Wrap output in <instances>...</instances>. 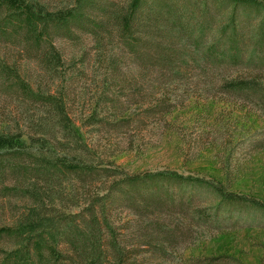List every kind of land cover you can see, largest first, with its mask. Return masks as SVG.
<instances>
[{"label":"rangeland","instance_id":"rangeland-1","mask_svg":"<svg viewBox=\"0 0 264 264\" xmlns=\"http://www.w3.org/2000/svg\"><path fill=\"white\" fill-rule=\"evenodd\" d=\"M215 5L208 4L207 8H211L202 17L206 34L201 40H197L201 37L197 32H192L184 39L185 48L178 50V44L174 45L178 56L183 53L188 63L178 61L187 70L174 77L175 83L171 78L160 80L148 68L150 64H138L134 55L125 54L119 46L114 45L111 54L107 40L102 42L103 49L96 48L95 40L87 34L52 39L61 61L51 78L33 56L10 43H0V57L7 66L0 65L15 68L20 79L27 81L34 91H63L68 116L76 126H81L82 140L93 153L84 161H113L111 168L105 167L123 172H114V179L102 173L83 182L71 175L62 177L63 186L73 188L79 205L73 213L89 205L85 201L89 196L97 193L101 198L105 192L99 188L103 185L107 189L112 181L125 175H156L149 190L157 192V201L164 206L135 215L134 209L125 207L127 202H108L107 220L117 235L123 236V246L129 250L146 248L138 223L147 228L156 220L172 231L173 243L166 244L171 257L155 259L154 255L142 252L132 258L135 264H180L178 260L188 263L189 259L192 264H205L201 259L206 257H222L217 264H260L264 259V210H255L248 202L257 199L264 203V102L258 93L245 97L229 88L230 83L249 82L251 78L264 83V67L255 64L250 68H232L218 63L199 68L192 61L193 54L205 53L212 40L229 36L222 33L229 27L231 7L216 12ZM238 11L245 20L236 29L247 53L255 50V36L264 18L257 14L244 17L241 9ZM199 16H192L191 23ZM111 63L116 71L108 69ZM13 83L0 86V125L25 131V119L36 124L42 101L18 98L9 90ZM179 85L182 87L177 88ZM161 100L170 107L166 114L159 106ZM94 108L100 116L90 125L87 117ZM121 118L123 122L118 124ZM70 141L63 139L71 146L66 152L73 157L77 152ZM35 153L31 161H40V154ZM57 155L65 156L61 152ZM170 174L176 180L165 177ZM26 176L0 182V227L10 226L12 213L30 203L20 188L25 186ZM198 180L215 185L218 180L242 200L238 205H227L216 199L207 185H196ZM17 184L19 191L14 189ZM1 245L9 247L6 242Z\"/></svg>","mask_w":264,"mask_h":264},{"label":"trees","instance_id":"trees-1","mask_svg":"<svg viewBox=\"0 0 264 264\" xmlns=\"http://www.w3.org/2000/svg\"><path fill=\"white\" fill-rule=\"evenodd\" d=\"M212 2L217 4L214 9L216 12L231 7L229 27L222 33H229V36L224 38L221 35L222 38L217 41L212 40L205 53L193 54L192 61L199 68L218 63L232 68H250L255 64L264 67V20L259 34L255 36V50L247 53L243 50L236 29L237 24L245 20L238 14L240 9L244 17L257 14L264 18V0H59V3H55V0H0V43H10L33 56L51 78L61 61L60 52L52 39L87 34L95 40L96 48L103 49V43L107 40L111 54L112 48L119 46L127 52L125 54L134 55L138 64L144 67L152 65L154 68L150 65L148 68L160 80L171 78L175 83L174 77L187 70L178 61L183 60L188 64L183 53L178 56V50L185 48L184 39L192 32L201 36L197 38L198 41L205 36L206 28L201 21L211 8H207L208 4L211 6ZM197 14L200 16L192 24L191 18ZM176 44L178 50L173 49L177 47L174 46ZM163 45L167 47L163 48ZM0 64L6 65L5 59L0 57ZM14 69L0 65V86L5 87L14 81L9 90L16 93L18 98L21 96L42 101V109L37 114L35 125L25 119V131L22 128L13 131L8 124L0 125V182L12 178L20 180L26 174L25 186L20 188L30 201L24 209L12 213L10 226L0 227V264H135L132 258L142 252L154 255L155 259L171 257L172 252L166 249V244L173 243L174 237L168 226L156 220L147 228L143 227L145 224L138 223L137 229L144 232L141 235L146 248L139 246L129 250L123 246V236L117 235L107 220L110 214L108 202H127L125 207L134 209L135 215L164 206L157 201V192L153 190L151 193L149 190L156 176L154 174L125 175L116 182L112 181L107 189L103 185L99 188V191L105 192L101 198L97 193L89 196L85 199L89 205L73 213V208L79 205L75 201L73 188L63 186L62 177L71 175L84 181L85 178L106 173L114 179V172L120 175L123 172L105 167L109 165L111 168L113 161L104 163L101 160L87 164L84 159L93 153L82 140L81 126H76L68 116L63 91L58 90L54 94L49 91L43 93L41 88L34 91ZM108 69L116 71L113 63ZM250 80L235 81L230 83L229 88L245 97L258 93L262 96L261 102H264L263 81L255 78ZM161 101L163 103L159 106L163 107L161 110L166 114L170 107L164 100ZM98 116L100 113L94 108L87 117V124L96 122ZM122 120H117V123L122 124ZM68 138L77 152L73 157L66 152L71 146L63 143V139ZM35 151L40 154V161H31L36 155ZM57 152L65 156H58ZM30 175L34 179L28 177ZM165 177L176 178L173 174ZM196 183L207 185L216 199L227 205L235 206L242 200L240 196L228 192L218 180L217 185L205 184L201 180ZM14 189L19 191V184ZM248 202L255 210H264V203L257 199ZM3 242L8 243L9 247H2ZM221 258L206 257L201 260L205 264H217ZM178 263L192 264V260L189 259L188 263L178 260ZM260 264H264V259Z\"/></svg>","mask_w":264,"mask_h":264}]
</instances>
